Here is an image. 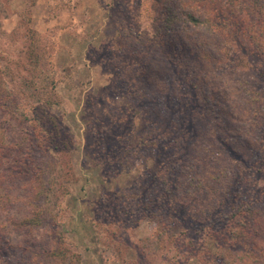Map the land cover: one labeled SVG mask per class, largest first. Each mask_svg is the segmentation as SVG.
Segmentation results:
<instances>
[{
    "label": "rangeland",
    "instance_id": "1",
    "mask_svg": "<svg viewBox=\"0 0 264 264\" xmlns=\"http://www.w3.org/2000/svg\"><path fill=\"white\" fill-rule=\"evenodd\" d=\"M199 4L193 24L175 0H0V264H264V0ZM133 72L152 91L177 74L171 106L209 108L189 154L207 133L227 150L213 173L236 162L217 178L242 194L225 190L209 231L199 193L181 197L197 216L183 240L132 217L125 197L160 163L106 150L118 123L132 133Z\"/></svg>",
    "mask_w": 264,
    "mask_h": 264
},
{
    "label": "trees",
    "instance_id": "2",
    "mask_svg": "<svg viewBox=\"0 0 264 264\" xmlns=\"http://www.w3.org/2000/svg\"><path fill=\"white\" fill-rule=\"evenodd\" d=\"M211 1L214 0H175L178 5L176 7H178L180 11L184 10L193 24H198L200 20L194 13L192 7H200L199 2L204 6L205 3ZM169 6H165V16L170 12L169 8H171V5ZM116 45L119 46H116L117 48H122L124 43L118 42ZM119 75L120 78L123 76L125 77L124 70H121ZM137 76L138 74L133 72L132 87L130 89V93H132L133 97L132 128L130 129L132 133L128 134L126 131H123L124 125L122 122L118 123L117 131L120 140L110 151L106 149L107 152L128 150L126 154L136 160L160 159L159 168L154 171L152 176L151 174L147 175L149 180L140 179V181L137 182V184H139H135L133 186L134 189L128 193L129 196H126V199L124 198L128 203H132V217L136 210L138 213L143 211L142 215L147 213L148 218L157 221V224L162 229L160 232L165 239H169L168 237L171 235L168 232L176 227L181 229V233L177 237L178 240H183L190 230L197 227V223L194 221L197 216H193V208L190 207V204H186L187 200L183 201L181 197L184 193H187L188 197H195V193H199L201 197L203 196L202 200L206 201L204 207H201L200 213L206 218L205 231H209L212 225L214 226L216 222H218L215 218L224 211L223 205L225 198L222 199V196L225 190L228 194V191L237 186V194H242L240 186L236 181H233L227 188H224L225 184L231 179H227L223 182L222 178H217H228L230 175L226 170L228 167L227 165L231 168L236 162L234 163V159L229 155V161L223 164L219 173L221 176L215 174L217 173L216 171L213 173L216 163L221 167V158L227 154V150L225 147L222 148L219 146H215V149H213V145L208 142L209 137L206 136L207 133H204V138L200 140L201 143L199 141L193 143V151L189 154V141L191 138H195L192 134L195 133V129L199 123L195 118V114H202V116H200L206 118L209 108L208 105L204 106L200 103L199 105L190 104L189 101H185L184 106L181 108H178L176 105L171 106L173 103L172 97L181 95L179 92L177 94L174 93L171 88L168 89V83H174L178 77L177 74L174 77L172 72L163 73L162 79L165 85L163 88H160L161 90L159 91L143 88V81H139ZM182 82L183 80L176 82L177 86ZM148 83L150 84V82L146 80L145 85H148ZM178 91L182 92L180 89H178ZM139 114L140 121L136 125L135 117L137 115L139 116ZM142 128L143 131L139 132V129ZM199 136H202V134ZM130 138H132V147L127 144ZM97 144H100L99 140ZM185 156L189 157V161H185ZM237 163L239 164V162ZM198 165L199 169L197 167L195 168V166ZM246 172H253V169H247ZM214 181L221 182V188L214 185ZM140 184L143 185L142 189L139 187ZM121 196H123V194H121ZM130 196H132V198H129ZM103 197L107 198L105 192L101 199ZM250 209L251 208H249V211ZM117 214V212L114 214V219H116ZM232 215L241 218L242 214L240 208L236 207ZM101 216L97 220L94 218L91 219V223L101 227ZM228 220L231 221V218L227 219V222ZM225 224L223 225L222 223L221 228H224ZM199 230H201V228H199ZM237 231L239 234L242 233L241 229H237ZM207 234H209V232H207ZM61 250L64 251L66 249L61 248ZM51 252H54V250L52 249ZM40 256L41 255H39V257ZM233 257L247 260V258L243 257L241 254H233ZM200 259L205 261L204 258ZM259 263L263 264L262 261ZM252 264H257V262H253Z\"/></svg>",
    "mask_w": 264,
    "mask_h": 264
}]
</instances>
